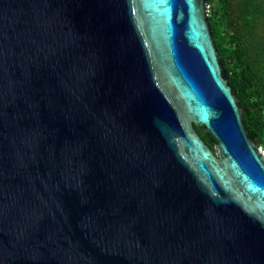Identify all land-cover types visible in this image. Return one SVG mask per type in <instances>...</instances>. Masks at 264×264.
<instances>
[{
	"label": "water",
	"instance_id": "obj_1",
	"mask_svg": "<svg viewBox=\"0 0 264 264\" xmlns=\"http://www.w3.org/2000/svg\"><path fill=\"white\" fill-rule=\"evenodd\" d=\"M206 2L0 0V264H264Z\"/></svg>",
	"mask_w": 264,
	"mask_h": 264
},
{
	"label": "trees",
	"instance_id": "obj_2",
	"mask_svg": "<svg viewBox=\"0 0 264 264\" xmlns=\"http://www.w3.org/2000/svg\"><path fill=\"white\" fill-rule=\"evenodd\" d=\"M207 22L247 137L264 144V0H207ZM213 152L214 141L193 126Z\"/></svg>",
	"mask_w": 264,
	"mask_h": 264
},
{
	"label": "built area",
	"instance_id": "obj_3",
	"mask_svg": "<svg viewBox=\"0 0 264 264\" xmlns=\"http://www.w3.org/2000/svg\"><path fill=\"white\" fill-rule=\"evenodd\" d=\"M257 148L259 149L261 155H262L263 158H264V144H262V145H258Z\"/></svg>",
	"mask_w": 264,
	"mask_h": 264
}]
</instances>
